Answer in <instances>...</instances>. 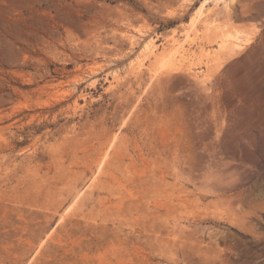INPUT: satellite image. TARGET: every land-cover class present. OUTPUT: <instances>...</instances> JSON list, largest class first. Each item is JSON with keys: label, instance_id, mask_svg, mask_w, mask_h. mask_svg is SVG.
I'll list each match as a JSON object with an SVG mask.
<instances>
[{"label": "rangeland", "instance_id": "1", "mask_svg": "<svg viewBox=\"0 0 264 264\" xmlns=\"http://www.w3.org/2000/svg\"><path fill=\"white\" fill-rule=\"evenodd\" d=\"M0 264H264V0H0Z\"/></svg>", "mask_w": 264, "mask_h": 264}, {"label": "bare ground", "instance_id": "2", "mask_svg": "<svg viewBox=\"0 0 264 264\" xmlns=\"http://www.w3.org/2000/svg\"><path fill=\"white\" fill-rule=\"evenodd\" d=\"M97 33V32H96ZM100 37V36H99ZM101 38V37H100ZM98 39V38H97ZM103 39V38H102ZM105 39V38H104Z\"/></svg>", "mask_w": 264, "mask_h": 264}]
</instances>
